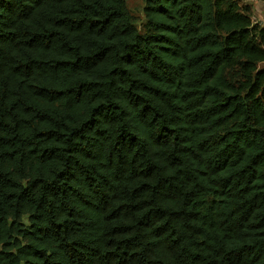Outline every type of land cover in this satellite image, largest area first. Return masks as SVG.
I'll use <instances>...</instances> for the list:
<instances>
[{
    "label": "trees",
    "instance_id": "trees-1",
    "mask_svg": "<svg viewBox=\"0 0 264 264\" xmlns=\"http://www.w3.org/2000/svg\"><path fill=\"white\" fill-rule=\"evenodd\" d=\"M141 1L0 0V264H264V27Z\"/></svg>",
    "mask_w": 264,
    "mask_h": 264
},
{
    "label": "rangeland",
    "instance_id": "rangeland-1",
    "mask_svg": "<svg viewBox=\"0 0 264 264\" xmlns=\"http://www.w3.org/2000/svg\"><path fill=\"white\" fill-rule=\"evenodd\" d=\"M130 16L136 26L141 30L144 22L143 2L141 0H123ZM241 7L250 10L251 18L254 23L264 27V1L260 0H233ZM264 68V64L259 65V69ZM233 78L237 77V71L233 72Z\"/></svg>",
    "mask_w": 264,
    "mask_h": 264
}]
</instances>
